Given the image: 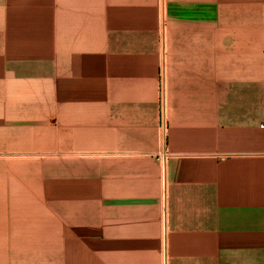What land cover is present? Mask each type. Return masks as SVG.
I'll return each mask as SVG.
<instances>
[{
  "label": "crops",
  "instance_id": "crops-1",
  "mask_svg": "<svg viewBox=\"0 0 264 264\" xmlns=\"http://www.w3.org/2000/svg\"><path fill=\"white\" fill-rule=\"evenodd\" d=\"M0 264H264V0H0Z\"/></svg>",
  "mask_w": 264,
  "mask_h": 264
},
{
  "label": "built area",
  "instance_id": "built-area-1",
  "mask_svg": "<svg viewBox=\"0 0 264 264\" xmlns=\"http://www.w3.org/2000/svg\"><path fill=\"white\" fill-rule=\"evenodd\" d=\"M162 109H161V125L164 130H166V121H167V116H166V108H165V90L163 88V93H162Z\"/></svg>",
  "mask_w": 264,
  "mask_h": 264
}]
</instances>
